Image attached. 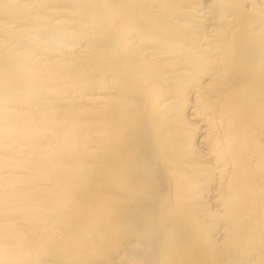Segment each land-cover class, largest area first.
I'll list each match as a JSON object with an SVG mask.
<instances>
[{"label": "bare ground", "instance_id": "bare-ground-1", "mask_svg": "<svg viewBox=\"0 0 264 264\" xmlns=\"http://www.w3.org/2000/svg\"><path fill=\"white\" fill-rule=\"evenodd\" d=\"M0 264H264V0H0Z\"/></svg>", "mask_w": 264, "mask_h": 264}]
</instances>
